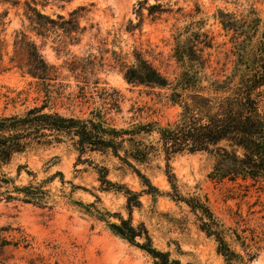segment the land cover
<instances>
[{
	"label": "rangeland",
	"instance_id": "374dc122",
	"mask_svg": "<svg viewBox=\"0 0 264 264\" xmlns=\"http://www.w3.org/2000/svg\"><path fill=\"white\" fill-rule=\"evenodd\" d=\"M25 1L33 5L31 0L0 2V115L22 114L33 106L46 104L44 111L65 116L86 118L91 112H100L105 124L116 128L149 121L171 124L179 118L181 108L169 99V89L131 85L123 78L122 65L133 61L135 51L173 80L180 71L172 57L174 36L191 25L193 30L206 34L210 42L203 50L210 63L207 73L210 75L214 69L213 75L222 78L237 61L236 47L242 36L225 29L218 12L235 18L239 28L248 29L257 18L253 44L264 35V0H145L141 21L135 13L140 0H68L48 4L43 12L66 17L76 7H85L78 12V24L84 30L78 43L67 49L78 56L95 57L99 82L86 98L80 97L76 82L62 70L60 82L65 85L52 86V98L46 100L37 82L9 62L15 30L26 31L41 44L26 29ZM150 4H159L164 11L156 18L147 16L145 7ZM36 6L40 8L39 4ZM4 11L6 14L2 15ZM53 37L55 34L45 41L41 52L47 61L59 65L66 55H56ZM138 138L154 141L157 135L142 134ZM82 158L92 163L77 162L72 141L63 138L59 143L16 154L4 167L14 185L39 186L45 192L38 199L25 202L24 192H16L10 185L1 188L14 198L0 196V264H153L144 251L76 203H93L105 220H116L114 213L127 216L121 193L99 189L93 164L107 167V178L126 183L140 193L141 206L133 208L132 222L145 224L156 248L168 251L170 258L180 264H224L213 238L199 229L196 215L183 201L169 195L172 192L163 171L162 155L135 163L158 189L155 194L143 193L136 175L126 168L117 169L119 162L109 152H85ZM170 166L183 196L206 198L213 214L228 229L231 247L242 254L255 252L251 264H264V186L247 181L245 187L238 185L241 181L211 178L213 158L206 152L176 154ZM232 231L247 237V251H243Z\"/></svg>",
	"mask_w": 264,
	"mask_h": 264
},
{
	"label": "trees",
	"instance_id": "16d2710c",
	"mask_svg": "<svg viewBox=\"0 0 264 264\" xmlns=\"http://www.w3.org/2000/svg\"><path fill=\"white\" fill-rule=\"evenodd\" d=\"M65 1L68 0H31L33 5L25 1L26 29L41 40L40 45L26 31H14L13 54L9 62L37 82L46 100L52 98V86L65 85L60 82L63 79L62 70L67 72L66 77H72L76 82L80 97L86 98V94L91 93L99 82L95 57L91 54L78 56L67 49L68 45L78 43L79 34L84 30V27H79L78 12L85 10V7H76L67 13L68 17L42 11L48 4ZM143 3L145 0L138 1L135 8L139 21L143 18ZM159 7V4L147 5V16L156 18L164 11ZM218 15L225 29L233 30L237 37L242 36L236 47L237 61L231 72L223 74L222 78L218 74L213 75L214 69L210 75L207 73L210 63L203 50L210 46V42L206 34L193 30L191 25L177 31L174 36L172 57L180 71L173 80L136 51L133 61L122 65V75L127 83L169 89V99L181 108L179 118L171 124L160 125L156 121H149L116 128L107 126L100 112H91L86 118L65 116L44 111L46 104L33 106L22 114L0 115V196L14 198L8 190L1 191L8 185L16 192H24L25 202L44 194L45 190L39 186L14 185L4 167L16 154L32 147L59 143L63 138L72 141L77 151V162L92 163L82 158L85 152H109L119 162L117 169H129L143 187L141 191L148 194H155L158 189L135 163L142 164L162 155L165 161L163 171L172 192L169 195L183 201L196 215L199 229L213 238L216 252L222 256L224 264H251L256 253L249 250L242 254L231 247L228 229L213 214L206 198L183 196L170 166V160L176 154L206 152L213 158L211 178L234 183L241 181L238 185L245 187L248 186L247 181L251 185L260 183L264 186V35L254 44L251 42L258 26L257 18L252 20L248 30L239 28L238 21L228 13L220 10ZM52 34H55L52 48L56 55L61 52L66 55L59 65L47 61L41 52V47ZM182 36L183 39H180ZM152 133L157 135L154 141L145 142L144 138H138L142 134ZM92 167L97 174L100 190L114 191L124 196L127 216L114 213L116 220H105L103 213L93 203H76L87 213L106 221L116 235L144 251L153 264H180L179 260L170 258L168 251L153 245L142 221L137 224L132 222L133 208L141 206L140 193L126 183L107 178V167L97 164ZM16 172L20 173V165ZM232 233L243 251H247L250 248L246 243L247 237L235 231Z\"/></svg>",
	"mask_w": 264,
	"mask_h": 264
}]
</instances>
